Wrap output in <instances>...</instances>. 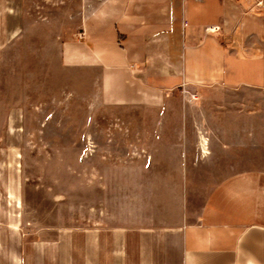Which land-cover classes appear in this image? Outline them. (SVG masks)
I'll return each mask as SVG.
<instances>
[{
	"label": "crops",
	"instance_id": "0c3cea01",
	"mask_svg": "<svg viewBox=\"0 0 264 264\" xmlns=\"http://www.w3.org/2000/svg\"><path fill=\"white\" fill-rule=\"evenodd\" d=\"M20 3L44 4L42 17L56 20L37 50L76 74L93 187L102 179L110 194L120 175L124 194L139 197L118 211L107 204L104 218L12 242L11 264H264V115L179 96L209 84L264 91V4L0 0V19L37 17Z\"/></svg>",
	"mask_w": 264,
	"mask_h": 264
},
{
	"label": "rangeland",
	"instance_id": "374dc122",
	"mask_svg": "<svg viewBox=\"0 0 264 264\" xmlns=\"http://www.w3.org/2000/svg\"><path fill=\"white\" fill-rule=\"evenodd\" d=\"M3 5L8 10L12 7L11 3ZM51 5L55 12L59 3ZM19 7L21 12L36 9L37 17L0 19V230L4 264H11V244L18 239L20 244L28 239L34 242L44 238L47 229L104 218L107 204L118 211L129 197L132 202L139 197L124 194L120 175L110 194L102 188V179L101 189L93 187L98 179L92 177L91 131L83 129L90 115L77 98L76 74L54 65V55L37 50L50 36L43 35L45 28L57 26L52 23L56 20L42 17L49 11L44 4L20 3ZM179 96H189L197 104L207 96L213 107H222L227 113L250 114L256 108L261 117L264 115L261 90H229L209 84L184 86ZM113 151L122 154L120 149ZM243 156L244 166L251 165V151L244 148Z\"/></svg>",
	"mask_w": 264,
	"mask_h": 264
},
{
	"label": "built area",
	"instance_id": "2783aa9c",
	"mask_svg": "<svg viewBox=\"0 0 264 264\" xmlns=\"http://www.w3.org/2000/svg\"><path fill=\"white\" fill-rule=\"evenodd\" d=\"M256 1V4L257 5H263L264 4V0H255ZM210 29V31H213V32H215V31H217L219 28H218V26H213V27H211V28H209ZM83 33H80L79 34V37L80 38H82L83 37Z\"/></svg>",
	"mask_w": 264,
	"mask_h": 264
},
{
	"label": "bare ground",
	"instance_id": "6f19581e",
	"mask_svg": "<svg viewBox=\"0 0 264 264\" xmlns=\"http://www.w3.org/2000/svg\"><path fill=\"white\" fill-rule=\"evenodd\" d=\"M207 152V151H206Z\"/></svg>",
	"mask_w": 264,
	"mask_h": 264
}]
</instances>
